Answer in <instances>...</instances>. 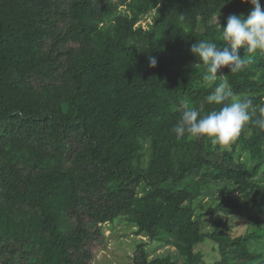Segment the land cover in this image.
I'll return each mask as SVG.
<instances>
[{"label": "trees", "instance_id": "obj_1", "mask_svg": "<svg viewBox=\"0 0 264 264\" xmlns=\"http://www.w3.org/2000/svg\"><path fill=\"white\" fill-rule=\"evenodd\" d=\"M157 6L151 27L137 25ZM251 9L242 0H0V264H92L107 244L102 224L123 216L151 239L138 242L133 264H264L250 248L264 224L235 238L219 225L205 232L190 202L204 183L226 180L247 200L222 196L205 215L253 205L264 216L255 179L264 132L249 123L224 151L171 131L182 102L219 109L205 97L221 79L264 106V53L241 47L248 63L223 67L209 87L190 50L199 40L223 50L227 17ZM237 145L253 165L236 160ZM192 174V189L167 185ZM170 236L175 252L152 256ZM206 240L221 255L212 263L197 250Z\"/></svg>", "mask_w": 264, "mask_h": 264}, {"label": "clouds", "instance_id": "obj_2", "mask_svg": "<svg viewBox=\"0 0 264 264\" xmlns=\"http://www.w3.org/2000/svg\"><path fill=\"white\" fill-rule=\"evenodd\" d=\"M242 2L250 3L252 9L246 16L231 14L227 17L226 24L220 29V39L225 45L223 50L208 40H199L190 49L201 61L205 69L203 79L209 87L217 81V72L223 67L237 73L248 63L239 55L241 47L252 54L264 53V10L260 0ZM156 63L155 58L150 59L151 66ZM205 101L220 107L205 112L204 102L198 107L182 102L180 118L171 129L176 139L185 136L189 140L207 139L212 145L229 151L249 123L264 132V106L257 108L251 96L234 93L226 78L215 84Z\"/></svg>", "mask_w": 264, "mask_h": 264}, {"label": "rangeland", "instance_id": "obj_3", "mask_svg": "<svg viewBox=\"0 0 264 264\" xmlns=\"http://www.w3.org/2000/svg\"><path fill=\"white\" fill-rule=\"evenodd\" d=\"M158 6L153 8L150 12L142 14L137 25H141L144 28L151 27L157 17ZM120 12L132 14V11L127 6H122L120 8ZM217 75L220 77L222 76L219 72H217ZM145 147L149 149V140L145 141ZM231 148L233 149V145ZM233 154L237 161L253 165L251 154L241 146L237 145V147L233 150ZM199 177L200 175L192 174L181 181H171L167 185H170L175 189H182L185 187L192 189ZM255 179L259 183L264 182V165L260 168V173L255 177ZM237 188L238 187L235 186V184L226 180H212L209 181V183H204V187L201 192L190 201L192 206L195 208L196 214H202L203 216L204 221L202 228L205 232L213 231L216 225H219L220 228L226 230L234 238L252 231L259 232L257 231L259 229L258 224H264V216H259L253 205H250L249 207L244 205L242 210H236L233 214L229 215H224L222 213L205 215L207 209L210 208L213 203L220 200L222 196L231 195L235 196L237 200L246 201L247 197L243 193L239 192ZM145 193L146 188L143 184L139 188V195ZM95 226L96 225H92L91 228L95 229ZM102 229L107 238V244L103 248L98 247L92 264H133L132 257L135 255L138 242H146L147 247L149 246L148 243L151 242V239H148V237L138 235L136 233V227H134L129 219L124 216L118 218L115 222L102 224ZM172 239L173 236H170L167 237L168 242L166 243L159 241L160 244L153 247L156 251H154L153 248H148L149 250H152L150 251L152 256L159 254L168 255L175 252L176 247L173 246L174 243L172 242ZM216 246L217 245L213 241L206 240L197 246V250L204 255L205 262L212 263L221 258ZM250 248L255 253H261L264 257L263 238L262 240L254 239ZM255 263L256 262H252V264Z\"/></svg>", "mask_w": 264, "mask_h": 264}]
</instances>
